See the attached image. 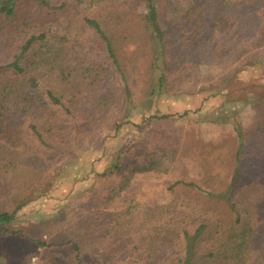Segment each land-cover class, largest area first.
I'll list each match as a JSON object with an SVG mask.
<instances>
[{
    "label": "trees",
    "instance_id": "1",
    "mask_svg": "<svg viewBox=\"0 0 264 264\" xmlns=\"http://www.w3.org/2000/svg\"><path fill=\"white\" fill-rule=\"evenodd\" d=\"M171 1L0 0V229L5 233L17 235L10 229L16 213L69 165L75 152L104 142L106 133L129 122L134 99L158 98L181 79L202 75L215 51L230 46L213 48L215 37L225 31L239 36L236 21L231 25L217 13L212 38L203 39L204 7H236L250 0H184L189 8L173 29L168 27ZM258 21L255 38L239 45L244 53L252 40L264 42V7ZM166 29L182 40L172 44ZM179 63L184 69L176 71ZM143 70L158 76L139 99L136 82ZM86 100L91 112L83 108ZM235 131L236 151L223 139L210 140L200 144L201 153L192 152L190 167L183 165L175 137H159L147 152L151 157L143 172L171 174V197L125 203L108 219L86 221L58 245L69 252L70 262L54 264H87L86 247L114 264L127 259L140 264H264V124L255 131L252 164L247 163L250 136L241 127ZM145 156L141 152L134 165ZM122 162L109 175L122 173ZM4 198L11 200L12 212L4 209ZM161 249L169 254L154 259Z\"/></svg>",
    "mask_w": 264,
    "mask_h": 264
},
{
    "label": "rangeland",
    "instance_id": "2",
    "mask_svg": "<svg viewBox=\"0 0 264 264\" xmlns=\"http://www.w3.org/2000/svg\"><path fill=\"white\" fill-rule=\"evenodd\" d=\"M263 7L264 0H250L236 7H204L203 20L207 30L203 39L212 38L213 16L223 13L229 24L236 21L235 30L240 34L234 39L235 33L226 34L225 31L215 37L212 46L216 48L229 44L232 47L227 45L215 51L210 61L207 60L208 67L203 69L201 66L202 75L181 79L177 87L169 88L158 98L134 99L128 123L118 131L106 133L107 139L104 142L75 152L69 165L53 176L50 184L16 213L10 229L17 232V235L5 233L4 227L0 229V264H30L31 258L28 262L26 259L38 254L39 249L35 264L70 262L69 252L58 245L66 242L69 234L80 229L86 221L95 217L108 219L119 205L125 203L160 202L170 198L169 187L173 183L171 174L143 172V165L151 157L147 152L159 137H175L179 141L178 153L182 154V163L190 167L196 153H201L200 144H207L210 140L223 139L227 148L236 151L238 137L235 127L238 126L252 140L249 143L252 150L247 157L251 161L250 156L257 155L255 131L264 124V42L256 43L252 40L246 46L248 51L245 53L243 48L239 49V45L243 39L255 38L258 14ZM188 8L187 1L172 0L168 11V27L173 29L172 24ZM247 23L249 26L243 28ZM166 37L172 44L182 40L177 33L167 29ZM181 65L175 67L176 71L184 69V64ZM189 68H193L192 64H189ZM140 74L136 82L139 99L158 76L157 72L151 76L146 75L144 70ZM83 108L92 111L89 100L85 101ZM185 112H188V116L183 117ZM164 114L173 117L161 122L152 118ZM195 151V154L192 153ZM141 152H145L146 156L139 165H134ZM122 160L125 161L123 172L109 175V170L122 166ZM247 163L252 164L254 160ZM37 166L45 165L39 162ZM105 172L108 176H103ZM130 176L133 178L126 184V178ZM108 198L110 200L104 204L103 201ZM2 205L9 212L14 209L9 198H4ZM37 242L53 246L41 247ZM160 252L154 259L169 254L165 249ZM83 256L87 264H114L92 247H86ZM119 264L140 263L127 259Z\"/></svg>",
    "mask_w": 264,
    "mask_h": 264
},
{
    "label": "clouds",
    "instance_id": "3",
    "mask_svg": "<svg viewBox=\"0 0 264 264\" xmlns=\"http://www.w3.org/2000/svg\"><path fill=\"white\" fill-rule=\"evenodd\" d=\"M39 253H40V249L38 250V254L30 255V256L26 259V262H28L29 259L31 258L30 264H35V258L39 255Z\"/></svg>",
    "mask_w": 264,
    "mask_h": 264
}]
</instances>
